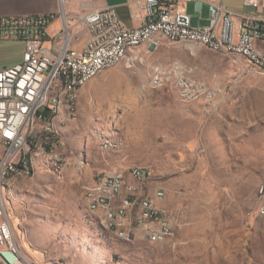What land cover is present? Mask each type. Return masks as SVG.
I'll return each instance as SVG.
<instances>
[{"label": "rangeland", "instance_id": "374dc122", "mask_svg": "<svg viewBox=\"0 0 264 264\" xmlns=\"http://www.w3.org/2000/svg\"><path fill=\"white\" fill-rule=\"evenodd\" d=\"M77 108L76 121L62 108L71 138L59 129V105L56 127L49 126L62 145H51L52 133L41 143L33 130L36 146L28 147L31 158L60 148L63 173L36 162L30 176L1 180L28 257L41 264H264V73L200 43H145L83 84ZM104 156L152 169L151 191L166 190L165 199L157 192L153 199H163L173 228L165 241L120 239L88 210L84 192L105 175L89 166ZM120 184L127 193L147 192L131 173Z\"/></svg>", "mask_w": 264, "mask_h": 264}, {"label": "built area", "instance_id": "2783aa9c", "mask_svg": "<svg viewBox=\"0 0 264 264\" xmlns=\"http://www.w3.org/2000/svg\"><path fill=\"white\" fill-rule=\"evenodd\" d=\"M136 1L145 14L144 22L136 27L124 24L116 6L90 11L78 17V30H88V37L81 47L73 45L72 39L77 37L78 30L71 31L68 16L64 13L63 28L56 36L59 43L55 45L54 52L46 46V41L48 26L55 14L28 13L0 17V40L25 42L22 61L0 70V234H4V241H0V264H41L28 257L21 248H12L14 209L3 200L1 180L3 173L9 169H23L30 176L29 157L33 149L29 153H21V146L23 142H30L33 130H40L41 143L43 133H52L59 139L55 130H50L48 113H55L50 111V95H55V85L60 81V76H67L66 94L71 105L80 82L90 80L94 67L116 66L129 52L145 43L155 48L165 41L175 43L182 32L204 36L214 49L223 50L224 53L234 52V55L242 56L250 68L264 73L263 14L244 15L237 33L234 13L221 4L211 5L209 25L195 26L191 15L178 6V0ZM243 3L256 10L264 8V0H244ZM152 27L166 30L168 40L159 38L158 41L143 42L142 34ZM56 61H68V68L55 71ZM58 162L64 164L63 161ZM127 173H134L135 177H141L142 182H147V192L133 190V193H126L132 220H122L117 212L116 198L119 192H115V187H110V183L95 187L105 192V199L100 201L112 204L109 219H102V211L94 209V206L93 213L101 224L108 226L112 234H119L120 239L133 241L145 238L151 243L165 241L172 235L173 228L172 225L161 226V218H169V211L158 202L157 205L144 203V196L156 198V192H163V199L166 198L163 187H160V191H151L152 169H145L142 165L141 170H134L131 166L127 170L103 171L99 176L112 174V180H117L119 185V180H126ZM91 190H85V201ZM259 196L260 213L264 215V181L260 185ZM110 215L119 216V228H112ZM133 228H140V235H133Z\"/></svg>", "mask_w": 264, "mask_h": 264}, {"label": "crops", "instance_id": "0c3cea01", "mask_svg": "<svg viewBox=\"0 0 264 264\" xmlns=\"http://www.w3.org/2000/svg\"><path fill=\"white\" fill-rule=\"evenodd\" d=\"M243 2L244 0H178V6L180 8L185 9L191 15L193 25L207 26L210 24L211 21V5L213 3L221 4L224 6L225 9L234 13V27H235V31L238 33L244 15H258V14L264 15V8H260L256 10L252 7L244 6ZM108 6H116L120 19L128 27L139 26L145 20V14L140 10L139 4L137 3L136 0H65L62 3L60 0H0V17L28 14V13L55 14L56 17L51 21V23L48 26V37L46 41V46L52 52H54L56 50L55 45L59 43L56 40V36L59 35V33L63 28L64 18H65L64 13H66V15L68 16L67 20L70 26L72 27L71 31L77 32V30L80 28L77 25L78 17L82 16L87 12L94 10H101ZM87 37H88V30L86 28L80 29L78 30L77 37L72 39V43L75 47H81L84 41L87 39ZM159 37L165 38L164 36L162 37V35L160 34H155L154 38H152L150 41H153L154 39ZM165 40L168 39L166 38ZM177 43L184 44L188 42H184V43L175 42L173 44H177ZM24 48H25V42L23 40H0V70L21 62L23 59ZM212 51L215 50L212 49ZM218 53H222V52H218ZM222 54L237 56L234 55V53H222ZM52 97L56 98V100H53ZM62 97H63L62 88L55 85V95L54 96L51 95L50 105H52L51 103H55L57 108L60 105V110L63 107L66 108L68 110L69 118L71 120H74L70 116V112L67 105L64 102H62ZM65 112L66 111L62 109V113L58 117L57 115L55 117L48 116V121H50L49 125L51 124V126L56 127L55 118L57 117L60 131L65 134L67 133L71 134L69 136L71 138L72 134H74L72 132L73 131L72 129L74 128H72L73 126H71L69 122H67V116ZM77 119H75L74 121H76ZM30 142H32V144L35 143L32 140ZM59 143L62 145L60 139H59ZM34 145L36 146V143ZM43 150L40 152L39 151L34 152L31 158V162L34 168L35 169L37 168L36 162L38 163L47 162L52 167L54 172L58 174L63 173L66 164L64 165V169L60 173L57 172L53 166L55 158L61 156V157H65L66 159V156H64L62 150L58 148L56 151H53L49 155V157L48 154H44L45 151ZM88 156L92 158V154H88ZM119 160L120 159H113L104 156L101 162L93 166L91 164L89 168L92 169V171L99 169L100 172L103 171L109 172L115 170H127L133 165L132 162L127 161L125 158L121 159L120 161ZM97 186L99 185L97 184ZM134 188L137 189V187ZM121 189L123 193H127L124 192L123 187ZM94 190H98V189L94 188ZM157 202L161 206L164 205L163 200H158ZM13 206L14 205L11 202L12 209H14ZM16 219H17L16 221L18 222L19 219L18 215H16ZM17 222H15V218H14L13 219L14 227H16L15 225L18 224Z\"/></svg>", "mask_w": 264, "mask_h": 264}, {"label": "bare ground", "instance_id": "6f19581e", "mask_svg": "<svg viewBox=\"0 0 264 264\" xmlns=\"http://www.w3.org/2000/svg\"><path fill=\"white\" fill-rule=\"evenodd\" d=\"M155 34H160L168 39V33H166V30H161V27H152L149 30H145V32L142 34V41L143 42L150 41L152 38H154ZM176 42H182V43L196 42L204 46H207L215 51L224 53L223 50L214 49L212 44L208 40L204 39V36H199L197 34H191L190 32H182L179 35V37L176 39ZM225 53H234V52H225ZM111 67L112 66L94 67V70L91 73V78L98 75L103 70L111 68ZM66 68H68V61H56L55 62V71H62V70H65ZM86 82H80L79 88ZM66 83H67V76H60V81H58L56 85L62 88L63 90L62 102H64L67 105L71 118L75 120L78 118V108H77L78 94L77 92L79 89H77V92L74 94L73 100L71 101V105H69L68 94H66ZM51 104L52 105H50V111H55V113H48V116H54L58 111L56 104L55 103H51ZM74 114H75V117H74ZM55 134L56 135L59 134L57 130L55 131ZM49 139H52L50 140L52 141L51 145H54V144H57L58 146L61 145L59 143V139H56L54 136L53 138H49ZM29 145L33 146L34 143L32 144V142H23L21 146V153H29L28 152ZM49 151L53 152L54 150L51 147V149L48 150V152ZM48 152H46V154H48ZM58 161H63L64 164H59ZM31 163H32L31 157H29V166L31 168L30 172H32ZM65 164H67L65 157L60 156L54 159L53 166L55 170L60 173L64 169ZM132 167H134V170H141L142 168V166H132ZM144 168L148 169L146 166H144ZM26 174H27V171H23V169H9L5 173H3V180H10L17 175H26ZM131 174L134 176L136 180H138L139 182H142L141 177H135L134 173H131ZM109 183H110V187H115V192H119V195H117V198H116L117 212L121 215L122 220H132V213L130 211V208H128L127 206L128 194L122 192L120 180H119V185H117V180H112V175L105 174L102 177V182L100 183V186H104ZM158 191H160V188L158 189ZM157 193L158 195L163 196V192H157ZM102 199H105V192H103L102 189L92 190L88 192V199H87L88 208L92 212H93L92 206H94V209H100L102 211V219H109V213H112V204L108 201H100ZM3 200L4 202H6L4 193H3ZM144 203L145 205H157V202L153 198H151V196H144ZM110 225L112 226V228H119L120 227L119 216L110 215ZM170 225L171 224L167 220V218H161V226L170 227ZM102 226L105 229L110 231V229L108 228L106 224H102ZM139 233H140V228H133V235H140ZM114 235L119 237V234H114ZM125 240H128V239H125ZM0 241H4V234H0ZM11 243H12V248H20L15 238L14 233L11 235ZM61 263H62L61 261L57 260V261L48 262L47 264H61Z\"/></svg>", "mask_w": 264, "mask_h": 264}, {"label": "trees", "instance_id": "16d2710c", "mask_svg": "<svg viewBox=\"0 0 264 264\" xmlns=\"http://www.w3.org/2000/svg\"><path fill=\"white\" fill-rule=\"evenodd\" d=\"M87 207H88V205H87ZM88 210H89V208H88ZM90 211V210H89ZM90 212H92V211H90ZM93 213V212H92Z\"/></svg>", "mask_w": 264, "mask_h": 264}]
</instances>
